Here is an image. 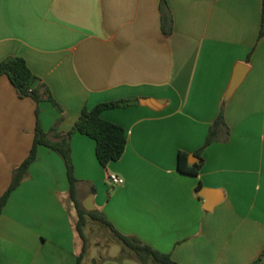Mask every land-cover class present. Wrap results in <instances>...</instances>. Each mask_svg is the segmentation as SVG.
<instances>
[{
	"label": "crops",
	"instance_id": "0c3cea01",
	"mask_svg": "<svg viewBox=\"0 0 264 264\" xmlns=\"http://www.w3.org/2000/svg\"><path fill=\"white\" fill-rule=\"evenodd\" d=\"M167 4L170 35L161 0H0V62L23 57L62 107L21 97L0 76V202L30 155L38 119L54 139L85 108L138 99L102 113L126 131L118 161L102 166L94 139L72 137L84 209L177 264H264L263 0ZM222 111L227 127L198 155ZM180 152L204 160L198 175L179 170ZM110 174L124 183L113 186ZM203 190L218 202L212 210ZM78 220L63 158L39 146L0 213V264H78ZM89 221L100 223L87 217L82 264L140 262L124 243L111 250L107 231L88 233Z\"/></svg>",
	"mask_w": 264,
	"mask_h": 264
},
{
	"label": "trees",
	"instance_id": "16d2710c",
	"mask_svg": "<svg viewBox=\"0 0 264 264\" xmlns=\"http://www.w3.org/2000/svg\"><path fill=\"white\" fill-rule=\"evenodd\" d=\"M264 10V0H263ZM162 14V30L164 34L170 35L173 31V17L169 10L167 0H161ZM260 36H264V12L262 17ZM0 76H7L11 83L16 88L21 97H31L38 104L43 101L52 103L60 112L62 107L52 95L50 89L41 83L40 78L35 75L29 68L26 60L20 56H9L0 62ZM139 103L138 99H121L101 103L93 109L85 108L75 123L74 127L67 134H58L54 139L46 133L39 122H37L36 135L33 148L29 157L15 171L13 182L2 197L0 202V213L5 206L10 194L14 191L28 173L30 165L36 160L39 146H45L57 152L64 160L67 176L70 185L72 199L78 211L79 220L76 229L80 238L83 241L82 252L78 257V264H82L84 254L87 250V239L84 234L87 217H91L96 221H100L111 228L116 236L132 251L136 253L142 264H147L153 258L157 264H177L170 254H164L154 249L153 247L143 243L136 237L128 236L121 233L105 215L97 212H88L84 209L81 202L76 197L77 179L74 171V163L72 159V137L75 133L87 135L96 142V156L102 166H107L112 161H118L124 155L127 145V137L125 129L113 122L107 121L102 117V113L107 110L119 108H128ZM39 115V111H38ZM227 124L224 119L223 111L220 113L217 120L211 126L205 146L198 152L201 156L202 151L217 141L220 130L226 128ZM204 160L200 158L198 163H190L189 154L180 152L178 157V168L184 174L198 175ZM201 186L199 187V189ZM261 263V259L256 263Z\"/></svg>",
	"mask_w": 264,
	"mask_h": 264
},
{
	"label": "rangeland",
	"instance_id": "374dc122",
	"mask_svg": "<svg viewBox=\"0 0 264 264\" xmlns=\"http://www.w3.org/2000/svg\"><path fill=\"white\" fill-rule=\"evenodd\" d=\"M98 226H99V229H98ZM96 228H97V231L98 230L99 231L105 230V231H107V233L110 234L109 236H111V240H108V238L105 237V240H106L105 242L109 245V247L111 248V250H116V249H119L120 246H124L123 242L120 241L118 239V237L114 233H112L110 231V229H108L102 222L96 223V222H93V221H89V225L87 227L88 233L93 232V231H96ZM94 248L96 249L97 247H94ZM95 249H94V251L92 250L93 258L97 259L98 261H101L99 259V257H98L99 255H97V252L95 251ZM128 252H129V254H131V255H133L135 257L137 256L136 253L134 251H132L131 249L130 250L128 249ZM137 258H138V256H137ZM150 260H151V263H156V261L153 258H151ZM128 262H130V261H128ZM133 263H135V264H141V262H139L137 260H133Z\"/></svg>",
	"mask_w": 264,
	"mask_h": 264
},
{
	"label": "water",
	"instance_id": "95a60500",
	"mask_svg": "<svg viewBox=\"0 0 264 264\" xmlns=\"http://www.w3.org/2000/svg\"><path fill=\"white\" fill-rule=\"evenodd\" d=\"M242 77H243L242 74H238V75H237V77H236V79H235V81H234V86H236V85H238V83H240ZM140 102H141V104H143V105H148V106H152V107L155 106V105H157V102H156L155 100H153L152 98H140ZM198 159H199L198 156H196V155H191L189 160H190L191 163H195V162L198 161ZM203 191H204V190H203ZM208 194H209V192H208L207 190H205V191L202 193V196H203V197L205 198V200H206V207H205V208H206L207 210H212L218 202H213V201H211V200L209 199ZM85 207H86L87 209H91V208L88 206V204H85Z\"/></svg>",
	"mask_w": 264,
	"mask_h": 264
},
{
	"label": "built area",
	"instance_id": "2783aa9c",
	"mask_svg": "<svg viewBox=\"0 0 264 264\" xmlns=\"http://www.w3.org/2000/svg\"><path fill=\"white\" fill-rule=\"evenodd\" d=\"M109 182L113 186H119V185H122L124 183V180H123V178H121L120 176H118L116 174H110L109 175Z\"/></svg>",
	"mask_w": 264,
	"mask_h": 264
}]
</instances>
